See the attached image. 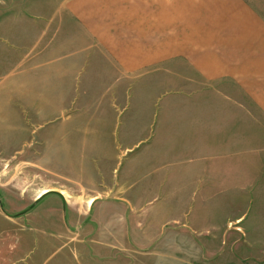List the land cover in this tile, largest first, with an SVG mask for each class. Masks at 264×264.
<instances>
[{"label": "rangeland", "instance_id": "374dc122", "mask_svg": "<svg viewBox=\"0 0 264 264\" xmlns=\"http://www.w3.org/2000/svg\"><path fill=\"white\" fill-rule=\"evenodd\" d=\"M0 26V46H15L0 51V97L33 98L0 103L16 114L13 137L0 127L15 141L0 144V264H264V124L242 117L236 142L218 136L223 103L164 73L127 89L29 88V27ZM63 132L75 135L58 147Z\"/></svg>", "mask_w": 264, "mask_h": 264}, {"label": "crops", "instance_id": "0c3cea01", "mask_svg": "<svg viewBox=\"0 0 264 264\" xmlns=\"http://www.w3.org/2000/svg\"><path fill=\"white\" fill-rule=\"evenodd\" d=\"M0 8L28 12L27 17L0 19V25L29 27V88L127 89L145 74L159 79L164 73L171 84L209 90L223 103L218 136L236 142L241 132L230 125L242 117L254 128L264 124V0H0ZM7 39L0 51L12 53L15 46ZM32 100L0 97V103L14 105ZM41 103L65 102L45 93ZM15 115L0 116L1 135L13 137ZM23 119L29 120V114ZM92 129L89 135L97 136V128ZM74 135L59 133L56 145L64 146ZM245 135H252L250 129ZM4 141L5 150V144H15ZM122 191L114 198L128 201Z\"/></svg>", "mask_w": 264, "mask_h": 264}, {"label": "bare ground", "instance_id": "6f19581e", "mask_svg": "<svg viewBox=\"0 0 264 264\" xmlns=\"http://www.w3.org/2000/svg\"><path fill=\"white\" fill-rule=\"evenodd\" d=\"M47 192H49V190L48 189H44L41 193H40V195L38 196V198L40 197V196H44ZM66 194V193H65ZM68 196H70V195H68ZM67 197V196H66ZM94 198H90L89 200H88V206L89 205H91L93 202H94Z\"/></svg>", "mask_w": 264, "mask_h": 264}, {"label": "trees", "instance_id": "16d2710c", "mask_svg": "<svg viewBox=\"0 0 264 264\" xmlns=\"http://www.w3.org/2000/svg\"><path fill=\"white\" fill-rule=\"evenodd\" d=\"M50 193V192H49Z\"/></svg>", "mask_w": 264, "mask_h": 264}]
</instances>
